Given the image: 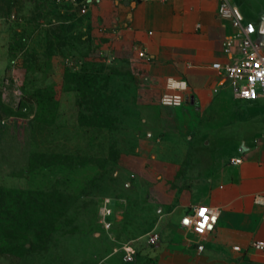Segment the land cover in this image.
<instances>
[{
  "label": "rangeland",
  "instance_id": "obj_1",
  "mask_svg": "<svg viewBox=\"0 0 264 264\" xmlns=\"http://www.w3.org/2000/svg\"><path fill=\"white\" fill-rule=\"evenodd\" d=\"M75 21L57 0H0V264H112L157 215L136 173L151 178L144 164L167 144L147 134L138 66L110 60ZM208 134L206 153L229 159L220 126ZM107 198L120 210L109 225Z\"/></svg>",
  "mask_w": 264,
  "mask_h": 264
},
{
  "label": "crops",
  "instance_id": "obj_2",
  "mask_svg": "<svg viewBox=\"0 0 264 264\" xmlns=\"http://www.w3.org/2000/svg\"><path fill=\"white\" fill-rule=\"evenodd\" d=\"M126 1L136 0H86L87 13L77 12L75 23L110 60L138 66L147 134L167 144L152 147L153 162L144 164L151 178L136 173V181L153 188L144 204L155 206L157 215L147 232L158 231L161 241L139 247L133 264H264V250L249 247L264 240V204L256 199L264 195V97H236L224 71L213 67L239 57L238 29L219 15L222 0ZM248 1L231 3L238 17L256 24L264 44V0H252L253 10ZM168 78L186 81L183 105L161 104ZM213 124L228 138L229 159L206 153L217 143L208 134ZM237 158L242 162L232 163ZM201 204L218 208L219 218L214 231L198 239L199 250L198 237L185 231L181 219ZM113 213L118 219V202Z\"/></svg>",
  "mask_w": 264,
  "mask_h": 264
},
{
  "label": "built area",
  "instance_id": "obj_3",
  "mask_svg": "<svg viewBox=\"0 0 264 264\" xmlns=\"http://www.w3.org/2000/svg\"><path fill=\"white\" fill-rule=\"evenodd\" d=\"M61 4L70 6L73 10L86 14L88 10L86 0H57ZM218 13L221 17L232 19L234 26L238 29V38L240 40V55L233 62L222 65L213 64V67L224 71L227 80L232 86L235 96L245 100H256L264 97V44L258 39L259 29L252 21L244 22L235 12L231 0H222ZM139 56H146L144 50H139ZM168 90L162 94L161 103L166 106H181L186 100L185 91L187 83L185 80L168 78ZM242 158L233 159L232 163L239 164ZM113 198H107L105 201L103 213L104 217L111 214L112 208L108 203ZM257 201L264 204V195H258ZM203 213V214H202ZM219 210L206 204H201L190 209L181 219V225L187 233H192L198 238L195 242L199 250L203 245L198 239L214 231L218 223ZM105 221V218H104ZM108 225L110 223H107ZM146 238L143 244L153 246L161 241V235L156 230L147 232L141 238L129 239L120 242L114 249L112 255L120 256L118 261L112 264H133L136 261L138 248L141 244L138 242ZM250 248L264 250V240L252 241ZM235 250H242L240 246H234Z\"/></svg>",
  "mask_w": 264,
  "mask_h": 264
},
{
  "label": "water",
  "instance_id": "obj_4",
  "mask_svg": "<svg viewBox=\"0 0 264 264\" xmlns=\"http://www.w3.org/2000/svg\"><path fill=\"white\" fill-rule=\"evenodd\" d=\"M138 1H139V0H136V1H133V2H131V1H126V3H127V4L130 3V4H133V5H136V3H137Z\"/></svg>",
  "mask_w": 264,
  "mask_h": 264
},
{
  "label": "snow or ice",
  "instance_id": "obj_5",
  "mask_svg": "<svg viewBox=\"0 0 264 264\" xmlns=\"http://www.w3.org/2000/svg\"><path fill=\"white\" fill-rule=\"evenodd\" d=\"M203 214V213H202Z\"/></svg>",
  "mask_w": 264,
  "mask_h": 264
}]
</instances>
